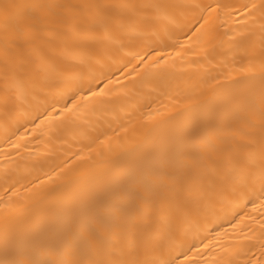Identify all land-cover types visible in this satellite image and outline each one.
I'll return each instance as SVG.
<instances>
[{"label":"bare ground","instance_id":"1","mask_svg":"<svg viewBox=\"0 0 264 264\" xmlns=\"http://www.w3.org/2000/svg\"><path fill=\"white\" fill-rule=\"evenodd\" d=\"M0 264H264V0H0Z\"/></svg>","mask_w":264,"mask_h":264}]
</instances>
